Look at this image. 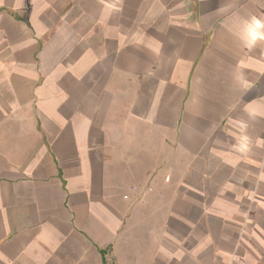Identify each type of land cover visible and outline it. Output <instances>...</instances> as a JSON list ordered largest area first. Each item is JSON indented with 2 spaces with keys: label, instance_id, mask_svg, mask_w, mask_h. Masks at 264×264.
Listing matches in <instances>:
<instances>
[{
  "label": "crops",
  "instance_id": "obj_1",
  "mask_svg": "<svg viewBox=\"0 0 264 264\" xmlns=\"http://www.w3.org/2000/svg\"><path fill=\"white\" fill-rule=\"evenodd\" d=\"M0 264H264V0H0Z\"/></svg>",
  "mask_w": 264,
  "mask_h": 264
}]
</instances>
